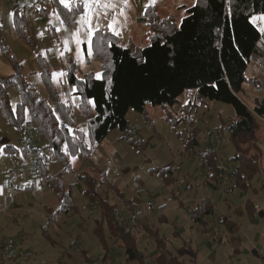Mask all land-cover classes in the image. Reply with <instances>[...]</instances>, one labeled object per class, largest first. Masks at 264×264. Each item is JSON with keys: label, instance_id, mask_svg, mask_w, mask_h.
I'll use <instances>...</instances> for the list:
<instances>
[{"label": "rangeland", "instance_id": "obj_1", "mask_svg": "<svg viewBox=\"0 0 264 264\" xmlns=\"http://www.w3.org/2000/svg\"><path fill=\"white\" fill-rule=\"evenodd\" d=\"M78 1L82 3L81 12L72 23H61L63 19L59 14L51 13L48 4L46 16L40 11L43 5L39 0H0L4 46L22 64V74L39 96L48 99L36 54L15 30L16 11L24 16L37 53L51 59V82L55 90L70 102L79 119L75 125L86 133L85 142L91 149L87 158L78 152L70 159V170L64 169L45 141L30 128L17 132L7 124L0 110V264H140L138 261L126 262L120 242L108 239L104 224V236L113 252L110 256L116 257L117 261L110 257L103 261L104 254L100 255L102 249L94 234L101 210L83 194L88 189L87 184L77 181L76 175L89 176L95 182L99 198L116 205V221L119 225L135 228L139 251L153 254L155 243L139 228L134 214L167 239L170 251L178 256L181 264H264V118L255 116L256 130L251 136H244L237 147L239 152L259 161L260 170L251 182V189L230 191L231 181L227 177L228 183H223L222 170L221 184L213 190L208 185V170L206 166L202 167L201 151L205 145H212L219 155L220 166L231 167L227 160L235 151L225 130L228 121L234 117L230 105L216 101L200 105L195 103L194 91L189 90L172 108L147 105L144 114L130 109L126 114V131L114 129L101 143L91 144L86 125L78 116L79 98L66 82L65 53L74 63L76 77L81 79L87 73L101 74L98 62L85 59L84 48L89 54L95 31L107 29L124 41L131 40L135 45L145 47L148 44L146 28L134 20L142 12V3L155 6L159 18L171 17L179 24L195 0ZM58 2L64 7L60 0ZM85 2L91 4L90 9L83 7ZM84 14L88 15L90 23L81 25L80 17ZM255 24L259 28L264 26V22L259 20ZM89 27L94 30L91 36ZM65 41H68L67 51ZM258 49L262 55L249 64L248 82L240 95L250 109L255 97H264V42H260ZM12 73V67L0 48V76ZM57 73L63 75L54 78ZM258 86L260 92L256 91ZM7 98L15 109L20 97L14 86L8 89ZM186 112L200 129L197 136L199 147L191 155L184 152L177 135L184 127L174 129L168 122V118H181L179 115ZM5 146L12 149L4 151ZM37 156L47 158L46 174L64 183L74 210L67 213L61 210V203L54 192L38 174ZM203 199H209L214 206V215L208 220L206 232L191 222L187 210ZM247 202L260 209L262 215L258 211L248 215L244 210ZM239 208L242 209L241 215L236 213ZM219 216L235 222L238 231L231 234L217 226L215 220ZM216 233L217 238L214 239ZM9 241H13V245L7 250ZM82 250L87 252L89 263L84 260ZM142 264L152 262L146 257Z\"/></svg>", "mask_w": 264, "mask_h": 264}, {"label": "trees", "instance_id": "obj_2", "mask_svg": "<svg viewBox=\"0 0 264 264\" xmlns=\"http://www.w3.org/2000/svg\"><path fill=\"white\" fill-rule=\"evenodd\" d=\"M39 1L43 5L40 11L45 16L48 4L50 12L59 14L65 23H72L73 18L82 10V3L78 0L71 10L60 6L58 0ZM261 14H264V0H195L186 9V16L177 24L171 17L159 18L155 6H148L137 18L138 23L146 28L148 44L145 47L124 41L107 29L93 33L91 54L84 48L85 59L99 63L100 79L94 73H87L81 79L76 77L73 73L74 63L70 55L65 53L66 82L79 98L78 116L86 125L91 144L101 143L114 129L126 131V114L130 109L144 114L147 105L172 108L179 103V97L184 92L193 90L195 103L206 105L216 101L233 108L234 117L225 127L235 151L227 160L231 166L228 168L230 171L226 172L231 181L229 189L242 192L251 189V182L260 170L259 161L239 152L237 147L244 136H251L256 130L255 116L264 118V97H255L251 109L240 97L244 84L248 82L246 74L249 64L255 57L262 55L258 45L264 42V34L251 22L252 16ZM14 26L18 37L36 54L48 99L40 97L26 80L22 74V64L4 46L0 29L1 52L13 70L11 75L0 76V110L9 126L19 133L28 128L33 130L39 139L53 149L55 159L63 164L64 169L70 170V159L78 152L83 157L89 156L91 149L85 142L86 133L75 125L79 119L70 102L55 90L51 82V59L37 53L24 16L16 11ZM12 86L20 97L15 109H12L7 98V91ZM256 91L260 92L259 86ZM90 99L96 107L88 103ZM172 117L168 118V122L174 129L184 127L182 132L177 133L184 152L194 154L199 147V127L187 112L183 116L179 115L181 118ZM9 149H12L11 146L3 148L4 151ZM201 156L202 167L206 166L208 170V185L217 190L222 174L219 155L208 144L202 148ZM46 161L44 156L35 158L38 174L54 192L61 203V210L65 213L74 210L64 183L46 174ZM76 180L87 184L88 189L83 194L100 207V219L94 234L105 251L103 261L112 252L106 242L102 224L108 231V239L120 242L119 247L123 249L126 261L143 263L149 257L152 264H181L178 256L170 251L167 239L134 214L139 228L155 243L154 254L139 251L136 247L135 228L117 223L116 205L99 198L94 180L87 175H76ZM187 210L191 222L200 225L204 232L208 231V220L214 215L211 201L203 199ZM244 210L249 215L254 211L262 215V211L250 202L245 203ZM241 212V208L236 210L237 214ZM215 221L217 226L225 228L229 233H236V224L228 217L219 216Z\"/></svg>", "mask_w": 264, "mask_h": 264}, {"label": "snow or ice", "instance_id": "obj_3", "mask_svg": "<svg viewBox=\"0 0 264 264\" xmlns=\"http://www.w3.org/2000/svg\"><path fill=\"white\" fill-rule=\"evenodd\" d=\"M60 2L64 5L65 8H69V10H71L70 0H60ZM83 7L86 8V9H90L91 8V4L89 2H85L83 4ZM102 7L107 8L108 5H102ZM113 7H114V5H113ZM121 12H123V9H121ZM257 20L264 22V14H261L259 16H252L251 17V22L253 24H255ZM61 23H64V21H61ZM79 23L81 25H83L85 23H90V19H89L88 15L87 14L82 15L80 17ZM109 27H112V25H109ZM58 31H59V29H58ZM93 31L94 30L91 27H89V30H88L89 36H91V34H92ZM259 31L262 34H264V26H261L259 28ZM73 35L75 36L76 34L74 33ZM76 43H77V45H79V43H80V40L78 38L76 39ZM67 44H68V41H65V51L68 50L67 49ZM61 54H63V53H61ZM89 54H91V53H89ZM77 59L79 60V48L77 49ZM62 75H63V73L54 74V78H56L57 76H62ZM97 79H100V74L99 73H97ZM88 103L89 104H92L93 107H96V104H95V102L93 100L90 99L88 101Z\"/></svg>", "mask_w": 264, "mask_h": 264}, {"label": "crops", "instance_id": "obj_4", "mask_svg": "<svg viewBox=\"0 0 264 264\" xmlns=\"http://www.w3.org/2000/svg\"><path fill=\"white\" fill-rule=\"evenodd\" d=\"M148 6H153V5H150V4H148V5H145L144 3H142L141 4V6H140V8L142 9V12L139 14H137L135 17H134V20L136 21V23H138V21H137V18L143 13V11H144V9L146 8V7H148ZM139 24V23H138ZM129 41H131V40H129ZM255 212V211H254ZM253 212V213H254ZM242 213V212H241ZM241 213H240V215H241ZM248 213V212H247ZM249 215V214H248ZM229 219V218H228ZM252 219V218H251ZM232 221V220H231ZM233 222V221H232ZM235 223V222H234ZM236 224V223H235ZM238 231V225L236 224V232ZM97 238V237H96ZM98 240V239H97ZM99 242V241H98ZM100 247H101V249H102V253L100 254L101 256L104 254V249H103V247L101 246V244H100ZM154 252H155V249H154ZM82 253H84L83 254V258H84V256H85V258H84V260L85 261H87V263H89V258H88V254H87V252L86 251H84V250H82ZM112 254H113V252H112ZM147 254H149L148 252H147ZM154 254V253H153ZM100 255H99V257H100ZM150 255H152V254H150ZM102 258H103V256H102ZM110 259L112 260V259H115L116 261H117V259H116V257H112V256H110ZM126 262H128V261H126ZM140 264H142V263H140Z\"/></svg>", "mask_w": 264, "mask_h": 264}, {"label": "built area", "instance_id": "obj_5", "mask_svg": "<svg viewBox=\"0 0 264 264\" xmlns=\"http://www.w3.org/2000/svg\"><path fill=\"white\" fill-rule=\"evenodd\" d=\"M76 1L77 0H70L71 7L75 4ZM221 169L224 172V176L223 177L225 178L223 183H225V185H226L228 183L226 172L230 171V169L225 168V167H221ZM213 238L214 239L217 238V233L213 235ZM12 245H13V241H9L8 244H7V250L11 249ZM94 264H98V263H94ZM112 264H114V263H112Z\"/></svg>", "mask_w": 264, "mask_h": 264}]
</instances>
